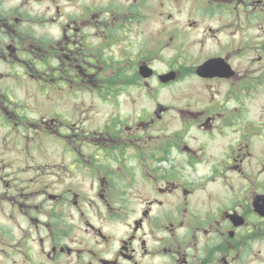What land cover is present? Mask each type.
<instances>
[{
  "label": "flooded vegetation",
  "instance_id": "obj_1",
  "mask_svg": "<svg viewBox=\"0 0 264 264\" xmlns=\"http://www.w3.org/2000/svg\"><path fill=\"white\" fill-rule=\"evenodd\" d=\"M0 264H264V0H0Z\"/></svg>",
  "mask_w": 264,
  "mask_h": 264
}]
</instances>
